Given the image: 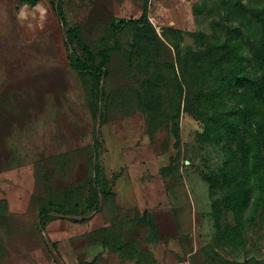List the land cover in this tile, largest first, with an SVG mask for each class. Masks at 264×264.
Wrapping results in <instances>:
<instances>
[{
  "label": "rangeland",
  "instance_id": "374dc122",
  "mask_svg": "<svg viewBox=\"0 0 264 264\" xmlns=\"http://www.w3.org/2000/svg\"><path fill=\"white\" fill-rule=\"evenodd\" d=\"M0 214V264L99 214L84 264H264V0H0Z\"/></svg>",
  "mask_w": 264,
  "mask_h": 264
},
{
  "label": "crops",
  "instance_id": "0c3cea01",
  "mask_svg": "<svg viewBox=\"0 0 264 264\" xmlns=\"http://www.w3.org/2000/svg\"><path fill=\"white\" fill-rule=\"evenodd\" d=\"M9 200L13 198L9 196ZM19 204V203H18ZM18 210H26V204L18 205ZM101 214L86 220L72 218H57L47 224L44 229L46 239L55 247L57 255L64 264H83L88 259L99 258L105 254L108 247L103 239L91 240L92 236L107 228L100 225ZM117 262L109 264H124L123 257L116 255Z\"/></svg>",
  "mask_w": 264,
  "mask_h": 264
},
{
  "label": "trees",
  "instance_id": "16d2710c",
  "mask_svg": "<svg viewBox=\"0 0 264 264\" xmlns=\"http://www.w3.org/2000/svg\"><path fill=\"white\" fill-rule=\"evenodd\" d=\"M142 23H143V18H140V19L125 20V21H121V22L117 25L116 29L119 30V29H121V28H129V27L133 28V27H137L138 25H140V24H142ZM189 53H190V52H189ZM191 53H192V52H191ZM189 55H191V56L193 57V54H188V55H186V57L183 56V55H179V57H180V59H179L180 62H179V63H180V67H181V69H183V67H182V65H183V61H184V60L186 61V59L188 58ZM199 55H201V54L194 55V56H199ZM190 98H191V95H187V98H186V104H185V113H186V114H190ZM10 217H11V216H10ZM0 220L2 221V223H4L3 221H4V220H7V217H5L4 214H0ZM53 220H55V219H50L49 221L41 222V226L43 227V231H44L45 227L47 226V224H48L49 222L53 221ZM74 220H86V219H74ZM105 229H106V228H105ZM105 229H103V230H105ZM95 238H96V239H95ZM93 239H95V240H93ZM97 239H103L104 244H105L107 247H109V246L107 245L106 238H105V237H102V230H101L100 232L94 234V235L92 236V238H91V240H93V241H96ZM120 255H121V253H120ZM3 257H4V253H3V251H2V252H0V259L3 258ZM121 257H122V255H121ZM96 259H97V258H96ZM96 259H94V260H96ZM136 261L139 262V259L136 260ZM83 264H84V263H83Z\"/></svg>",
  "mask_w": 264,
  "mask_h": 264
}]
</instances>
